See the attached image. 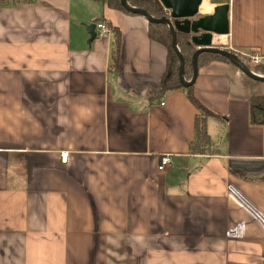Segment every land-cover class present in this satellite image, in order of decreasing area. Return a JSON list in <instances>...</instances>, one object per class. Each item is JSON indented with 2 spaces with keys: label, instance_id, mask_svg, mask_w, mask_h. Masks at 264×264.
<instances>
[{
  "label": "crops",
  "instance_id": "1",
  "mask_svg": "<svg viewBox=\"0 0 264 264\" xmlns=\"http://www.w3.org/2000/svg\"><path fill=\"white\" fill-rule=\"evenodd\" d=\"M204 4L201 16L230 6L217 47L264 59V0ZM101 22L121 34L118 67L112 30L89 43ZM148 28L97 0L0 8V264H264V126L250 107L264 83L199 67L211 145L192 154L201 112L185 89L160 95L167 51Z\"/></svg>",
  "mask_w": 264,
  "mask_h": 264
},
{
  "label": "trees",
  "instance_id": "2",
  "mask_svg": "<svg viewBox=\"0 0 264 264\" xmlns=\"http://www.w3.org/2000/svg\"><path fill=\"white\" fill-rule=\"evenodd\" d=\"M30 0H0V8L8 7L10 5L26 3ZM106 4L109 8L122 11L129 15H135L129 13L121 5L120 0H97ZM128 4L135 8L145 10L150 16L156 19L169 17V12L162 3V0H127ZM106 25L112 30L116 37V49L113 52V66L118 67L120 59V45L121 34L120 32L112 28L111 24ZM148 36L150 40L162 45L167 51L166 70L160 80V95L174 90L185 89L188 91V98L192 104L201 112V115L197 117L195 123V140L190 146V153L199 154L204 152L211 145L210 135L207 130V118L213 116L209 110H207L203 104L199 101L194 93V86L185 88L180 81V65L179 58L172 45V37L170 29L166 24H157L149 22ZM193 35L185 34L177 31V46L180 50L184 61V74L187 81L193 79L194 66L193 58L194 54L198 50V47L192 42ZM229 51V50H227ZM231 52V51H229ZM239 60L249 66L248 57L235 53ZM212 61H223L230 63L228 59L220 55L213 53H202L198 57V68ZM231 64V63H230ZM257 71L264 72L263 67H258ZM251 107V123L255 126H264V94L254 95L250 98Z\"/></svg>",
  "mask_w": 264,
  "mask_h": 264
},
{
  "label": "water",
  "instance_id": "3",
  "mask_svg": "<svg viewBox=\"0 0 264 264\" xmlns=\"http://www.w3.org/2000/svg\"><path fill=\"white\" fill-rule=\"evenodd\" d=\"M120 2L129 13L142 16L151 23L168 25L172 37V45L179 58L180 81L185 88H189L196 83L199 74L198 57L202 53H213L225 57L249 79L264 83V76L252 71L232 52L217 47L215 36L229 33V5L219 6L215 8L213 14L201 16L200 8L203 5V0H162L163 5L170 11V14L169 17L156 19L145 10L130 6L127 0H120ZM86 30L91 36L89 41L91 43L97 37L96 25H89ZM177 31L192 34V42L198 47L193 58L194 73L191 81L185 79V61L177 46Z\"/></svg>",
  "mask_w": 264,
  "mask_h": 264
},
{
  "label": "built area",
  "instance_id": "4",
  "mask_svg": "<svg viewBox=\"0 0 264 264\" xmlns=\"http://www.w3.org/2000/svg\"><path fill=\"white\" fill-rule=\"evenodd\" d=\"M96 27L105 36L111 33V29L105 23L101 22L97 24ZM248 59H249V66H248L249 68L264 67V59L262 57L251 56V57H248ZM258 75L263 76L261 74H258ZM67 159H68V153H63L62 162L66 163ZM170 162H171V158L169 156L163 157L159 170L163 171Z\"/></svg>",
  "mask_w": 264,
  "mask_h": 264
},
{
  "label": "bare ground",
  "instance_id": "5",
  "mask_svg": "<svg viewBox=\"0 0 264 264\" xmlns=\"http://www.w3.org/2000/svg\"><path fill=\"white\" fill-rule=\"evenodd\" d=\"M202 11H208V7L206 6V4L202 6Z\"/></svg>",
  "mask_w": 264,
  "mask_h": 264
},
{
  "label": "rangeland",
  "instance_id": "6",
  "mask_svg": "<svg viewBox=\"0 0 264 264\" xmlns=\"http://www.w3.org/2000/svg\"><path fill=\"white\" fill-rule=\"evenodd\" d=\"M75 10L78 11L77 8H75ZM87 10H88V9H86V10H85V9H81L80 12H87ZM87 26H89V25H86L85 27H87Z\"/></svg>",
  "mask_w": 264,
  "mask_h": 264
}]
</instances>
